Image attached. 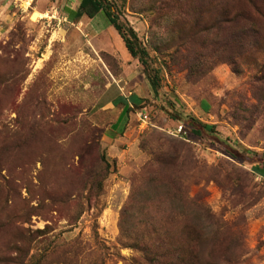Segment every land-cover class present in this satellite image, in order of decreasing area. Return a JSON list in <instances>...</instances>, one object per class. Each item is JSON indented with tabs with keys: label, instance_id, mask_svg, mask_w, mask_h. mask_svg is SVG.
<instances>
[{
	"label": "rangeland",
	"instance_id": "obj_1",
	"mask_svg": "<svg viewBox=\"0 0 264 264\" xmlns=\"http://www.w3.org/2000/svg\"><path fill=\"white\" fill-rule=\"evenodd\" d=\"M116 1L162 69L158 98L103 14L71 22L72 0H0V264H142L128 246L152 235L142 225L150 204L125 210L137 175L163 154L177 162L179 197L203 204L205 253L264 264V173L252 163L264 159V0ZM226 11L241 14L231 27L220 25ZM237 27L255 28V51L250 39L232 40ZM139 89L140 109L106 141L123 108L112 102ZM200 124L215 129L197 136ZM180 125L187 135L176 133ZM91 167L97 180L86 175ZM183 212L196 216L176 207Z\"/></svg>",
	"mask_w": 264,
	"mask_h": 264
},
{
	"label": "trees",
	"instance_id": "obj_2",
	"mask_svg": "<svg viewBox=\"0 0 264 264\" xmlns=\"http://www.w3.org/2000/svg\"><path fill=\"white\" fill-rule=\"evenodd\" d=\"M119 11L116 0H80L78 9L73 12H67V15L71 22H80L85 16L93 19L99 14H103L108 24L122 37L131 57L138 60L143 74L149 82L150 94L154 98H158L162 87V69H154L151 65L148 48L142 45L137 33L132 28L122 23ZM231 13L226 11L220 16V25L231 27L232 22L236 19L238 21V18L241 17V14H236L235 16L238 18L234 16V18L230 19L229 15ZM236 29L232 40L245 46L247 45L245 41L250 39V44L255 51L253 38L256 36L254 38L255 41L258 37L255 28L252 27L246 32L238 27ZM203 30L209 32V29L205 26L203 29L196 30L191 37L194 40L193 42H195L196 38L203 37ZM117 105L124 108L126 102L122 101ZM138 105L137 103L133 104L135 108L140 109ZM193 121L198 125L196 123L197 120L193 118ZM192 128V132L197 136H203V131L212 133L215 129L214 126L207 124H200V126H193ZM156 141L158 142V139ZM176 154H181V149L176 150ZM230 156L237 161L245 162L235 153L230 154ZM257 159L252 163L260 162L262 166H256L253 171L263 174L264 159ZM101 160L102 164L105 165L106 173H109L111 165L104 154L101 156ZM174 165H177L174 156L158 155L134 180L131 202L129 208L125 210V215L130 213L136 204L140 211H145L150 204L152 215L149 218H143L142 225L152 227L153 233L152 235L136 236L134 243H131L128 247L137 252L139 255L138 259L142 261V264H224L225 262H230L231 260L227 261L229 258L223 256L220 252L210 251V253L206 254L205 250H203V241L209 238L203 233V204L199 203L200 200L197 199L189 200L188 203L186 197L184 199L179 197L183 195V182L180 172L175 169ZM91 168L85 169L87 170L86 175H89L91 180H97L100 177V172ZM165 171L169 174L168 176L165 175ZM139 204L142 206L139 207ZM177 206L181 209H184L185 206L192 209L196 214L193 217L195 221L185 215L186 212H183L185 217H178L176 215ZM196 210L199 211L200 215L196 213ZM206 222L213 226L218 224L212 216H208ZM175 227L181 228L179 235L172 233L171 229ZM194 229L196 233L192 232ZM218 230L221 231L220 228ZM214 236L215 240H217L218 236L216 234ZM78 251L79 246L77 250L79 254Z\"/></svg>",
	"mask_w": 264,
	"mask_h": 264
},
{
	"label": "crops",
	"instance_id": "obj_3",
	"mask_svg": "<svg viewBox=\"0 0 264 264\" xmlns=\"http://www.w3.org/2000/svg\"><path fill=\"white\" fill-rule=\"evenodd\" d=\"M73 1V5H65L66 8V12H73L76 11L78 9V6L80 4L79 0H72ZM40 11H42V9H39ZM131 57V55H130ZM132 67V65H131ZM130 67L127 68L125 70V74H130ZM142 81V80H141ZM144 82V80L142 81ZM145 95H142V93H140V89L136 90L134 93H130L129 96H119L117 97V99L115 101L112 102V105L115 104H119L120 102L124 101L126 102V106L124 108L121 109L120 114H121V118L118 122H116L114 125H112L108 130L107 133L105 135V139L106 141H114L115 138H117V136L120 135V132L125 128L127 119H128V113L130 114V111L132 108H134L133 104L137 103L139 105L143 104V99L145 98ZM131 115V114H130Z\"/></svg>",
	"mask_w": 264,
	"mask_h": 264
},
{
	"label": "built area",
	"instance_id": "obj_4",
	"mask_svg": "<svg viewBox=\"0 0 264 264\" xmlns=\"http://www.w3.org/2000/svg\"><path fill=\"white\" fill-rule=\"evenodd\" d=\"M138 117H139V121H140L141 127H144L145 125L149 124L148 116L145 115L144 113H142V112L139 113ZM176 133L179 134V135H187V129L185 128L184 125H180L178 127V129L176 130Z\"/></svg>",
	"mask_w": 264,
	"mask_h": 264
}]
</instances>
